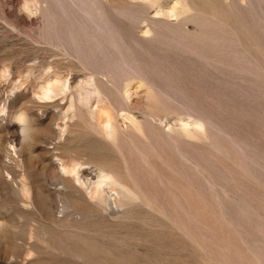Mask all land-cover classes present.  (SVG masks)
Listing matches in <instances>:
<instances>
[{"label": "rangeland", "instance_id": "obj_1", "mask_svg": "<svg viewBox=\"0 0 264 264\" xmlns=\"http://www.w3.org/2000/svg\"><path fill=\"white\" fill-rule=\"evenodd\" d=\"M23 112L40 142L17 174L49 215L67 198L41 169L55 141L121 184L74 193L71 234L0 187V264H264V0H0V136ZM39 221L38 254L19 238Z\"/></svg>", "mask_w": 264, "mask_h": 264}, {"label": "bare ground", "instance_id": "obj_2", "mask_svg": "<svg viewBox=\"0 0 264 264\" xmlns=\"http://www.w3.org/2000/svg\"><path fill=\"white\" fill-rule=\"evenodd\" d=\"M147 1L149 6H152L158 2V0H147ZM54 92L55 90L53 89V87H48L43 90V92L41 93L42 97L40 96V98L51 97ZM17 119L20 125V134L15 135L13 139L9 141L8 139H5L4 136H0V187L4 190L11 191V193L13 192L15 194L16 196L15 201L19 203V209L17 208L18 215L23 216V212L21 209L25 206L24 203L32 202V204L42 212V218L49 219V216L51 217L52 219L51 225L54 231H56L59 234H71L74 232L73 229L63 228L61 227V225L70 221L71 218L73 217L75 210L72 205L74 193L79 195L84 200L86 198L87 201L88 200L94 201L96 199L98 203L100 202L107 203L108 197L104 193L105 191L104 189L106 187H102V185H109V184L114 185L117 182L121 184V182L112 170L106 169L104 167H98L99 170L98 172L100 173L96 181L92 179V177H88L86 172L87 169L85 166L87 165L86 163L89 162L80 161V160L78 161L76 160V157H73L74 159L67 161L65 158L68 157V154L59 151L61 149L60 145H62V142L55 141L52 143L53 144L52 149L49 148V150L45 152L47 156L50 155L49 158L45 160L42 159L40 161L41 169L43 171H49L53 166L51 170L52 172L49 173L50 175L49 177L57 187L56 192L58 194L66 193L65 195L67 196V198L66 201L64 202L62 201L63 203L60 204L61 205L60 207L56 206L57 209L55 210V212L53 211L51 215H49L48 214L49 211H47L46 207L42 205V202L39 199V194L41 191L40 186L36 184V181L34 180L26 181V177H24L25 179L19 178V174H17L16 165H20L26 171L25 176L30 175L29 171L31 170L30 168L33 165L31 159L34 160V158L32 157L33 155L32 148L36 145L37 142H40L38 134L35 133L36 132L34 129L35 124L32 123L28 114L23 112L17 117ZM51 119L46 124L48 129H53V125H52L53 122L51 121ZM109 124H111V122L108 118L106 121V125L104 127L106 130L103 131V129H101V131L106 132L107 134L110 135L112 134L111 131L112 128L108 127ZM65 151L67 150L65 149ZM22 154L26 157L25 160ZM15 155L21 157L22 159L20 161L16 160L14 158ZM71 156L74 155L71 154ZM55 158L60 161V164L59 163L58 165L55 164L57 163L55 161ZM60 185H62V187H59ZM118 191L119 194L121 195L120 204L122 205L123 200L130 197L131 191H129V189H125L121 187V185L118 186ZM97 213H99V211ZM113 215H115V213ZM81 217L82 216H80V218ZM40 223L41 221H39V223H37L30 231L27 230L28 237H26V234H24V237L19 236L20 237L19 239L21 240L20 247L23 248L26 247L28 251H36L38 252V254L43 251L42 249L44 247H47L45 244L46 241L42 239V237L40 236V229H39L41 226ZM11 230H12L11 220L0 219V247H6L7 244L10 243L9 233ZM78 254H82V253H78ZM21 256H22V252L14 253V257H17L18 259Z\"/></svg>", "mask_w": 264, "mask_h": 264}]
</instances>
